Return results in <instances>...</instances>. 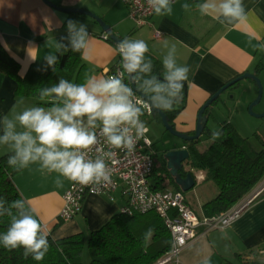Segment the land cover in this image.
<instances>
[{
	"label": "crops",
	"instance_id": "obj_1",
	"mask_svg": "<svg viewBox=\"0 0 264 264\" xmlns=\"http://www.w3.org/2000/svg\"><path fill=\"white\" fill-rule=\"evenodd\" d=\"M50 1L58 6L96 13L121 39H143L161 61L168 51L165 43L169 47L175 45L177 64L190 68L185 81L187 104L175 120L176 129L180 125L186 133L194 132L198 111L211 95L239 75L255 73L257 65L264 59V48L260 47L264 44V0H243L249 20L231 25L220 23L214 14L202 15L196 5L203 0H176L170 14H154L152 25L142 27L129 17V8L122 0ZM185 3L191 6L188 10L182 7ZM69 20L87 25L90 39L83 48V61L91 68L92 75L107 76L117 65L119 53L115 43L102 37L107 33L100 23L79 12L62 11L45 0H0V42L20 63L22 75L33 64L47 69L45 54L56 53L57 42L67 43L62 38L67 35ZM156 31L161 32L160 38L155 37ZM261 75L264 76V70L258 74L260 78ZM15 89V80L0 72V120L5 115L11 118L35 104L31 98L16 96ZM220 97L215 107L219 116L223 100L222 95ZM181 147H186V143ZM191 170L196 175V185L204 186L198 197L194 191L200 211L194 212L202 216L203 204L217 195L218 188L205 179V171ZM22 172L27 175L22 177L20 173L14 179L18 188L40 221L49 231L54 230L70 181L64 178L63 185L57 186V179H54L50 187L43 186L39 177H49L50 173L41 170L38 164H32ZM185 196L192 208L191 201ZM125 202L126 197L121 192L116 194L115 200L104 195H87L83 211L57 227L52 235L54 238L78 232L89 235L119 214ZM199 231V237L182 252L181 264H204V261L208 264H250L256 259H264V196L232 225L206 233L202 228Z\"/></svg>",
	"mask_w": 264,
	"mask_h": 264
},
{
	"label": "clouds",
	"instance_id": "obj_2",
	"mask_svg": "<svg viewBox=\"0 0 264 264\" xmlns=\"http://www.w3.org/2000/svg\"><path fill=\"white\" fill-rule=\"evenodd\" d=\"M172 3L173 0H148L156 15L170 14ZM182 7L188 10L191 6L185 3ZM196 7L202 15L214 14L222 24L249 20L243 0H203ZM66 27L67 35L62 39L67 43L57 42L56 53L49 51L44 57L46 66L53 71L61 55L69 50L80 51L90 39L86 24L69 20ZM116 47L123 71L111 76L86 73L80 84L60 78L39 90L41 100L51 98L50 107H27L0 120V145L12 150L10 167L21 170L38 164L41 170L56 172L82 186L101 185L110 180L107 161L113 157L112 149L130 152L145 134L141 120L144 110L173 111L182 101L190 68L177 64L175 45L165 43L168 51L162 61L163 71L158 74L153 72L152 60L146 57L149 49L143 39L125 38ZM260 47L264 48V44ZM137 92L143 93L146 100H138ZM221 134L213 131V140ZM56 184L62 186L63 181L57 178ZM4 216L10 218V223L6 231L0 232V246L8 250L22 248L25 258L43 260L50 247L49 233L26 201L9 202L0 197V217ZM151 235L149 229L144 237L146 243Z\"/></svg>",
	"mask_w": 264,
	"mask_h": 264
},
{
	"label": "trees",
	"instance_id": "obj_3",
	"mask_svg": "<svg viewBox=\"0 0 264 264\" xmlns=\"http://www.w3.org/2000/svg\"><path fill=\"white\" fill-rule=\"evenodd\" d=\"M109 40L118 44L111 38ZM82 52L83 49L65 52L60 56L55 71L51 68L42 69L33 64L26 74L22 75L20 63L0 42V72L15 80L16 96L33 97L41 104L51 105V98L40 99V89L57 83L60 78L77 84L84 83L85 74L92 75L91 68L83 61ZM146 57L153 62V72L158 74L163 71L162 61L150 50L146 53ZM263 70L264 59L257 65L255 73L258 75ZM128 82L126 79V83ZM239 82L229 88L235 87ZM186 88L187 84L184 82L183 99L174 106V110L164 111L170 124L175 128V120L187 104ZM220 99L221 97L206 109L205 115L219 125L221 136L213 140L214 130L207 125L203 134L212 141L206 149L201 151L197 146L201 137L197 140L184 141L190 156L185 162L187 170L183 174L191 169L203 170L206 173L205 179L213 181L218 188L217 195L203 204V215L206 217L218 216L228 211L264 179V141L257 135L263 146L255 150L249 138L244 137L232 122L221 119L215 111ZM153 116L162 123L159 114ZM0 134H2L1 125ZM153 149L155 168L152 177H157L154 187L164 189L167 185H173L176 190L184 193L170 173L164 152L158 149L154 142ZM11 154L12 151L0 156V197L9 202L23 199L32 209L14 180L23 169L15 170L8 165V157ZM157 156L159 161L156 159ZM33 214L36 215L34 210ZM36 217L39 219L37 215ZM9 223V217H0V232L6 231ZM64 223L66 222L57 219L54 230L48 232L50 247L43 260L35 261L31 256L25 258L22 248L8 250L0 246V264H154L172 246L171 232L156 211L134 215L120 212L100 228L92 230L89 235L78 232L54 238L52 232ZM149 229L152 230V235L146 243L144 237ZM86 252L90 257L89 261L85 260ZM250 264H264V259H256Z\"/></svg>",
	"mask_w": 264,
	"mask_h": 264
},
{
	"label": "built area",
	"instance_id": "obj_4",
	"mask_svg": "<svg viewBox=\"0 0 264 264\" xmlns=\"http://www.w3.org/2000/svg\"><path fill=\"white\" fill-rule=\"evenodd\" d=\"M129 8V17L139 27L152 25L151 18L155 14L149 6L148 0H122ZM176 0H173L175 2ZM103 38L109 39L108 34ZM155 37L160 38L161 32L156 31ZM121 56L115 68L108 73L111 76L120 69ZM127 74H125V82ZM138 100H146L138 92ZM153 115V109L144 110L141 120L145 116ZM140 138L132 151L126 149H112L113 157L107 161L111 175L108 182L101 185L82 186L70 181L64 194V204L57 219L64 222L73 220L83 211L87 195H104L110 200H115L118 192L126 197L125 204L120 212L126 215L156 211L164 219L172 235V246L154 264H181L182 252L199 235L211 230L226 228L232 225L242 214L258 199L264 196V179L247 195L240 199L231 209L214 217L198 216L188 204L185 194L180 190L157 189L151 181L155 168L153 141L148 137L149 129ZM105 150H108L106 145ZM93 153H90V155ZM199 178V176H198ZM45 230L49 232L47 225Z\"/></svg>",
	"mask_w": 264,
	"mask_h": 264
},
{
	"label": "rangeland",
	"instance_id": "obj_5",
	"mask_svg": "<svg viewBox=\"0 0 264 264\" xmlns=\"http://www.w3.org/2000/svg\"><path fill=\"white\" fill-rule=\"evenodd\" d=\"M260 79L263 84V94L259 103L253 105L259 93L257 83L253 79L245 78L241 80L235 87L233 86V88H228V92L222 94V110L220 112V118L227 119L232 122L244 137L249 138V142L255 150H259L263 146V143L260 139L264 141V116H261L264 113V76L261 75ZM28 98H31L32 101H35L34 106H42L45 108L51 106L48 104L38 103L36 98ZM144 120L146 126L149 129L148 137L157 145L158 149H174L181 147L185 143L184 140L176 137L168 130H166L163 123H160L156 118H154L153 115L145 116ZM208 126L214 131L219 130V125L213 120H211ZM196 127L197 120L194 127V132L196 130ZM177 130L180 132H185V130L180 125L177 127ZM257 135L258 137H260V139L257 138ZM211 141V138H208L203 134L200 141L197 143V146L201 151H203L208 147ZM10 151L12 150L9 146L0 145V156ZM156 159L159 161L158 156L156 157ZM26 175V172H21L22 177H25ZM57 178L61 179L62 181L64 180V178L60 177L56 172H51L49 174V177L46 178L39 177V179H41L42 181L43 186L45 187H50L54 179ZM156 179L157 177L153 176L151 178V181L154 183ZM211 183L213 185H216L213 181H211ZM36 185L39 186L38 183ZM36 188L37 187H34V189ZM164 189L176 190L173 185H167ZM192 189H190L189 191H184V194L187 195V197L191 201L192 208H194L193 210L196 213H199L200 211L197 205L196 195L194 194V191L197 193L198 197L199 193L202 191V189H204V186L196 185ZM89 259L90 257L86 252L85 260L89 261Z\"/></svg>",
	"mask_w": 264,
	"mask_h": 264
},
{
	"label": "water",
	"instance_id": "obj_6",
	"mask_svg": "<svg viewBox=\"0 0 264 264\" xmlns=\"http://www.w3.org/2000/svg\"><path fill=\"white\" fill-rule=\"evenodd\" d=\"M50 5L66 12H79L88 16H91L96 21L100 23L103 30L108 34V36L115 42L119 43L121 40L120 37L116 35V33L112 30V26L107 23L102 17L97 15L96 13L92 11H88L85 9L80 8H69V7H62L58 6L54 3H52L50 0H45ZM245 78L253 79L257 85H258V97L254 101L253 105L259 103L262 98L263 94V84L258 75L251 72H245L238 77L234 78L232 81H229L224 86H222L217 92H215L211 97L203 104V106L200 108L198 112V119H197V127L193 134L180 132L178 131L172 124H170L169 119L164 111H160L157 109H153V115L159 114L162 119V123L166 130H168L170 133L175 135L176 137H179L180 139L184 141H191V140H197L199 139L203 132L205 127L208 125L209 118L205 115L206 109L215 101L217 100L222 93L228 89L233 84L237 83L238 81H241ZM132 87L135 89V84H132ZM142 97L146 99L143 93L138 92ZM185 94H187V88L185 91ZM264 116V113L261 115ZM190 152L187 147L183 148H175V149H169L165 153V157L167 158V165L170 170V173L175 177L177 184L181 187L183 191H189L193 187H195L197 183L196 175L193 173V171H188L185 175L183 174V168H184V162L189 158Z\"/></svg>",
	"mask_w": 264,
	"mask_h": 264
},
{
	"label": "flooded vegetation",
	"instance_id": "obj_7",
	"mask_svg": "<svg viewBox=\"0 0 264 264\" xmlns=\"http://www.w3.org/2000/svg\"><path fill=\"white\" fill-rule=\"evenodd\" d=\"M178 148H183V147H178ZM175 149V148H174ZM163 152H164V154L169 150V149H161ZM186 162V161H185ZM184 162V168H183V173H185L186 172V170H187V168H185V165H186V163Z\"/></svg>",
	"mask_w": 264,
	"mask_h": 264
}]
</instances>
